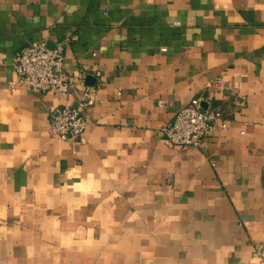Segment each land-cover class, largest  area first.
<instances>
[{"label":"crops","instance_id":"0c3cea01","mask_svg":"<svg viewBox=\"0 0 264 264\" xmlns=\"http://www.w3.org/2000/svg\"><path fill=\"white\" fill-rule=\"evenodd\" d=\"M35 39L94 87L81 141L48 131L74 100L15 82ZM194 97L226 127L171 145ZM259 243L264 0H0V264H258Z\"/></svg>","mask_w":264,"mask_h":264},{"label":"built area","instance_id":"2783aa9c","mask_svg":"<svg viewBox=\"0 0 264 264\" xmlns=\"http://www.w3.org/2000/svg\"><path fill=\"white\" fill-rule=\"evenodd\" d=\"M12 65L16 83L37 93L51 92L74 100V104L65 102L50 108L48 131L58 139L81 141L88 125L86 108L94 102V87L86 86L79 92L77 88L83 83V76L69 73L64 66L62 44L56 42L48 46L44 40H32L13 54ZM201 101L199 97L192 98L159 128L168 143L198 146L204 136L226 127L220 110L209 103L202 107ZM253 255L258 264H264V244L259 243Z\"/></svg>","mask_w":264,"mask_h":264},{"label":"water","instance_id":"95a60500","mask_svg":"<svg viewBox=\"0 0 264 264\" xmlns=\"http://www.w3.org/2000/svg\"><path fill=\"white\" fill-rule=\"evenodd\" d=\"M200 104H201V106H202V107H204V104H205V103H204L203 101H201V103H200Z\"/></svg>","mask_w":264,"mask_h":264}]
</instances>
